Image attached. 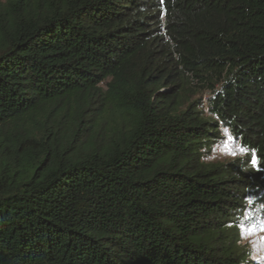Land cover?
Instances as JSON below:
<instances>
[{
	"label": "trees",
	"instance_id": "obj_1",
	"mask_svg": "<svg viewBox=\"0 0 264 264\" xmlns=\"http://www.w3.org/2000/svg\"><path fill=\"white\" fill-rule=\"evenodd\" d=\"M259 222L264 0H0V264H256Z\"/></svg>",
	"mask_w": 264,
	"mask_h": 264
},
{
	"label": "rangeland",
	"instance_id": "obj_2",
	"mask_svg": "<svg viewBox=\"0 0 264 264\" xmlns=\"http://www.w3.org/2000/svg\"><path fill=\"white\" fill-rule=\"evenodd\" d=\"M209 96V92L202 91L198 97L204 101ZM220 137L214 144L208 160L212 162H229L235 160L249 161L246 151L237 142L227 128L220 129ZM253 158V157H252ZM252 163V159L250 161ZM253 164V163H252ZM241 244H246L248 259L256 264H264V222L253 225H244L241 228Z\"/></svg>",
	"mask_w": 264,
	"mask_h": 264
},
{
	"label": "snow or ice",
	"instance_id": "obj_3",
	"mask_svg": "<svg viewBox=\"0 0 264 264\" xmlns=\"http://www.w3.org/2000/svg\"><path fill=\"white\" fill-rule=\"evenodd\" d=\"M252 163H253L254 165L257 163V159H256L255 156H253V158H252Z\"/></svg>",
	"mask_w": 264,
	"mask_h": 264
}]
</instances>
